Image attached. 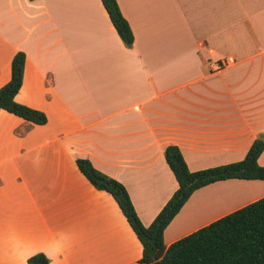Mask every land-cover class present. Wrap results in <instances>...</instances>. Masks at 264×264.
Instances as JSON below:
<instances>
[{"label": "crops", "instance_id": "0c3cea01", "mask_svg": "<svg viewBox=\"0 0 264 264\" xmlns=\"http://www.w3.org/2000/svg\"><path fill=\"white\" fill-rule=\"evenodd\" d=\"M116 1L131 47L101 0H0L9 28L0 87L24 52L15 100L47 118L38 125L0 109V264H28L37 252L49 264L140 259L117 203L77 158L122 183L148 226L177 188L167 145L196 171L241 160L264 141V0ZM225 57L233 62L210 70L209 60ZM257 162L264 166V146ZM263 196L264 180L203 186L165 227L164 245Z\"/></svg>", "mask_w": 264, "mask_h": 264}, {"label": "trees", "instance_id": "16d2710c", "mask_svg": "<svg viewBox=\"0 0 264 264\" xmlns=\"http://www.w3.org/2000/svg\"><path fill=\"white\" fill-rule=\"evenodd\" d=\"M116 33L125 46L134 41L132 30L116 0H101ZM25 54L17 51L10 64V79L0 87V109L34 124L46 123V115L37 109L18 103L24 71ZM264 141L258 136L245 156L238 161L190 171L176 145H167L164 159L173 173L177 188L152 222L140 221L129 194L122 183L96 169L90 160L77 158L76 166L97 190L108 192L142 246L140 259L134 264H264V196L252 201L168 246L163 231L190 195L210 183L227 179L264 180V166L257 159ZM28 264H49L42 252L32 254Z\"/></svg>", "mask_w": 264, "mask_h": 264}, {"label": "built area", "instance_id": "2783aa9c", "mask_svg": "<svg viewBox=\"0 0 264 264\" xmlns=\"http://www.w3.org/2000/svg\"><path fill=\"white\" fill-rule=\"evenodd\" d=\"M232 62H233V59L231 57H225V58L218 59L216 61L209 60L207 64L210 67V70L217 71V70L224 68L225 66L229 65Z\"/></svg>", "mask_w": 264, "mask_h": 264}, {"label": "rangeland", "instance_id": "374dc122", "mask_svg": "<svg viewBox=\"0 0 264 264\" xmlns=\"http://www.w3.org/2000/svg\"><path fill=\"white\" fill-rule=\"evenodd\" d=\"M3 22L4 21H2V20H0V34L2 33V35H8V33H9V28L7 27V25H4L3 24ZM2 25H4L3 26V30H2ZM12 32H15V29H13V31ZM20 33H22V31H19ZM229 191V192H238V190H237V188H235V189H224V190H220V189H218V194H222V192L221 191ZM229 192H223V195H225V194H228ZM214 194V192H210V195H213ZM218 199V198H217Z\"/></svg>", "mask_w": 264, "mask_h": 264}]
</instances>
